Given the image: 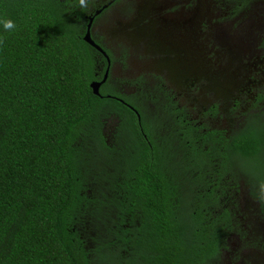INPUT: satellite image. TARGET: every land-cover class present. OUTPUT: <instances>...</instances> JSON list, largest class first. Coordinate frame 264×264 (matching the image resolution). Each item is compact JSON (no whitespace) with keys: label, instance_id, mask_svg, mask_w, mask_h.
Listing matches in <instances>:
<instances>
[{"label":"trees","instance_id":"1","mask_svg":"<svg viewBox=\"0 0 264 264\" xmlns=\"http://www.w3.org/2000/svg\"><path fill=\"white\" fill-rule=\"evenodd\" d=\"M78 9L0 0V264H219L239 182L264 180V110L228 134L215 105L138 92V122L110 84L93 95Z\"/></svg>","mask_w":264,"mask_h":264},{"label":"flooded vegetation","instance_id":"2","mask_svg":"<svg viewBox=\"0 0 264 264\" xmlns=\"http://www.w3.org/2000/svg\"><path fill=\"white\" fill-rule=\"evenodd\" d=\"M214 2L221 3L218 11L196 14L194 0H172L168 4L156 5L157 7L145 0L138 3L136 0H89L87 11L78 9V14L82 17L81 39L83 41L87 25L90 23L91 40L105 52L108 58L107 61L104 55L90 46L96 52L95 79L91 82H101L107 72L105 82L99 87V93L108 83L111 91L117 94L112 97L127 107L126 105L129 104L124 99L134 97L138 92L144 95L151 91L159 98H170L176 101L183 92L185 93L183 96L187 97V93L197 86L199 79L210 83L209 77L219 76L226 81L225 86L219 85L217 89L214 85L211 90L213 99L220 100L224 108L223 111L217 108L220 111L218 114L228 117L230 113L236 114L237 118L230 129L212 128L228 134L242 128L248 115L260 114L264 110V38L258 34L257 27L251 24L252 20L260 19L256 13L232 18L231 15L234 13L226 11L225 9L228 8L226 6L224 8V5L231 2L235 9L242 10L249 7L251 3H259L257 12L261 13L264 10V2L262 0H216ZM173 6L180 11L171 10ZM188 9L189 11H185ZM194 24L198 25L197 29H200L195 34L192 30ZM218 35L224 37L232 35L233 39L244 41L247 46L242 60L244 77L241 81L235 82L232 87H228L229 82L221 73L216 72L208 76L200 74L197 69L199 57L194 52L192 44L200 40L209 44L212 49H216L219 47ZM129 61L140 66L136 75L132 77L123 76L122 71V67ZM115 71L117 77L114 76ZM242 72L240 68L239 77ZM231 93H236L238 96L247 94L246 104L241 110L238 98ZM225 100L231 101L227 105ZM181 106V103H178V107ZM212 107L214 105L202 109L199 114L206 115ZM207 116L213 119L217 117L210 114ZM113 131L114 127L111 128V133ZM111 133L107 137H110ZM247 178L243 175L237 195L255 200L253 211L258 217H263L264 189L261 186L264 182L255 178L259 183L252 187L247 182ZM251 193L257 194L256 197L253 198ZM237 200L235 212L237 215L234 221L238 227L227 237L226 247L221 251L219 264H264V238L253 237L257 239L254 249L261 253V260L259 256L245 259L242 254L247 248L252 247L254 241L252 239L251 244L247 241L246 223L241 216V219L239 218L241 202L239 198ZM249 221H247L248 224ZM241 222L245 225L242 226Z\"/></svg>","mask_w":264,"mask_h":264},{"label":"rangeland","instance_id":"3","mask_svg":"<svg viewBox=\"0 0 264 264\" xmlns=\"http://www.w3.org/2000/svg\"><path fill=\"white\" fill-rule=\"evenodd\" d=\"M147 2H151L153 6L157 7L156 5L161 4H168L172 0H145ZM195 1V10L196 14L200 12V14L210 13V12H216L220 9L221 3L214 2L216 0H194ZM264 2V0H262ZM141 2V0H136V3ZM259 3H251L249 7H246L244 9H235L234 4L229 2V4H225L224 8L229 13H234L231 15L233 18L234 16H242L245 17L248 14H254L256 13L257 16L260 18L257 21L252 20L251 24L255 25L258 29V34H260L264 38V10L261 13H258L257 10L259 9L258 6ZM175 6H173L174 10ZM176 12H179L180 9H175ZM185 11H189L185 10ZM250 21V20H249ZM196 24L193 25V33L195 34L197 32ZM217 44L218 48L212 49L209 44L204 43L200 40H196L192 44V47L194 49V52L199 57L198 63V72L203 75H211L213 73H221L222 75L226 76L227 81L229 82L228 87H232L235 85V82H239L244 77V64H243V56L246 54L247 46L245 45L244 41H240L237 39H233L232 35H229V37H224L222 35H218L217 37ZM209 58H212V60H208ZM214 60V61H213ZM209 62V63H206ZM117 69V67H115ZM240 68L243 70L241 77H239V71ZM115 69V70H116ZM140 69V66L135 62H127L122 67L123 76L132 77L136 75V72ZM258 74H261V72H258ZM114 76L117 77L116 71L114 72ZM219 76L209 77V82H204L203 79H199L197 82V86L192 89L190 92L187 93V97H184L185 93L183 92V95L180 94L179 98H177V102L181 103L182 107H188L189 112L192 114V116L197 119L201 115L199 114L202 109H207L211 105H215L216 108H220V111L224 110V108L221 106V101L218 99H213L211 95V90L216 86L217 89L220 87L225 86L226 81L223 79L215 78ZM151 92V91H150ZM242 94H245L242 92ZM231 95L238 98V101L240 102V110L243 108V106L246 104L247 101V94L244 96H238L236 93H231ZM232 98V97H230ZM227 105L230 103L231 100L227 101L225 100ZM219 109L217 111V114L220 112ZM218 114L217 117L214 119L211 117H208L207 115L204 118V122L211 127H222L225 129H230L235 122V119L237 118L236 114H231L230 116H224ZM112 127V123H109L106 127V130L108 131L109 128ZM261 182H264L263 178H261ZM254 184H258L259 182L256 180H253ZM241 198V199H240ZM240 200V207L241 211H239V218L240 216L243 218V220L246 223V235H248L247 241L251 244V240L253 239L254 243L251 245L252 247L247 248L242 254L244 255V258L247 257H260L259 260L262 259L261 253L254 249L255 241L257 239H254V236H257L258 238H264V216L258 217L257 213H254L253 205H255V200L248 199L247 197L244 198L243 196L239 195ZM251 210V211H248ZM241 219V218H240ZM248 220L249 224H248ZM244 222H241V225H245ZM251 237V238H250ZM253 248V249H252ZM222 259V258H221ZM238 263L240 261H237Z\"/></svg>","mask_w":264,"mask_h":264},{"label":"water","instance_id":"4","mask_svg":"<svg viewBox=\"0 0 264 264\" xmlns=\"http://www.w3.org/2000/svg\"><path fill=\"white\" fill-rule=\"evenodd\" d=\"M89 28H90V23L87 25V32L85 33V35L83 37L84 43H86L87 45L91 46L95 50L99 51L102 55H104L106 57V59L108 61V58H107L105 52L91 40L90 33H89ZM106 76H107V72H105L104 77H103L101 82H91L89 84V87H90L93 95L100 97L99 87L105 82ZM107 97H110V96H107ZM126 106L136 114V116L138 118V122H140V118H139L138 113L131 106H129V105H126Z\"/></svg>","mask_w":264,"mask_h":264},{"label":"clouds","instance_id":"5","mask_svg":"<svg viewBox=\"0 0 264 264\" xmlns=\"http://www.w3.org/2000/svg\"><path fill=\"white\" fill-rule=\"evenodd\" d=\"M77 5L82 10L87 11L89 9V0H77ZM0 24L3 25V29L5 32H12L16 29L15 22L7 17L5 13L3 16H0ZM4 37H0V45L4 43ZM264 189V185L261 186Z\"/></svg>","mask_w":264,"mask_h":264}]
</instances>
